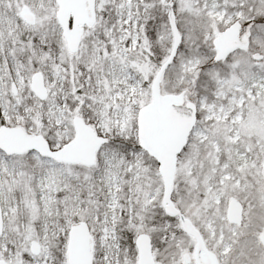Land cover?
<instances>
[{
	"label": "snow or ice",
	"instance_id": "6c2138e0",
	"mask_svg": "<svg viewBox=\"0 0 264 264\" xmlns=\"http://www.w3.org/2000/svg\"><path fill=\"white\" fill-rule=\"evenodd\" d=\"M0 264H264V0H0Z\"/></svg>",
	"mask_w": 264,
	"mask_h": 264
}]
</instances>
